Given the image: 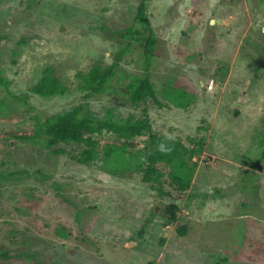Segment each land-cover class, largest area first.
Wrapping results in <instances>:
<instances>
[{"label":"rangeland","instance_id":"374dc122","mask_svg":"<svg viewBox=\"0 0 264 264\" xmlns=\"http://www.w3.org/2000/svg\"><path fill=\"white\" fill-rule=\"evenodd\" d=\"M142 2L0 0V78L7 84L0 83V174L16 172L0 180V244L18 254L41 250L44 264H264V185L256 187L264 178V0L146 2L157 38L150 78L158 98L167 104L161 95L167 86L194 101L187 110L152 107L154 131L186 145L206 137L177 221L168 219L169 200L137 174L111 176L101 162L89 167L74 154L55 157L40 142L42 132L30 142L10 138L32 136L46 117L84 102L76 73L113 64L120 44L130 41L118 34L139 26ZM134 43L111 82L115 93L88 100L100 118L113 107L121 117L135 112L127 86L129 77L143 76L145 56L141 41ZM50 65L70 92L20 103L17 97ZM114 138L105 134L102 143ZM146 139L137 140L138 148ZM28 187L31 199L22 190ZM58 193L81 212L62 204ZM181 225L189 227L185 236L177 232Z\"/></svg>","mask_w":264,"mask_h":264},{"label":"trees","instance_id":"16d2710c","mask_svg":"<svg viewBox=\"0 0 264 264\" xmlns=\"http://www.w3.org/2000/svg\"><path fill=\"white\" fill-rule=\"evenodd\" d=\"M146 2L148 0H143L137 9L135 23H138L139 26L133 25L120 34L114 33L118 34L121 39H130V41L120 44L119 50L114 55L113 64L95 63L86 71L76 73L75 87L83 94L84 102L68 111L46 117L42 126L36 128L35 134L32 136L12 135L10 138L15 141L30 142L42 132L45 137L40 139V142L44 140V147L55 157L74 154V160L79 165L90 167L101 162L104 172L111 176L122 178L133 177L135 174L141 176L143 183L149 184L161 198L169 200L166 212L170 216L168 219L174 222L178 219L180 203L187 199L188 191L192 188L200 165V158L204 153L203 146L206 137L190 139L191 142L186 145L178 138L154 131V124L150 116L152 107L173 105L175 108L187 110L194 104V101L188 99V92H180L179 89L165 90L167 86H164L161 92L167 104H163L158 98L150 78L157 38L147 15ZM99 29L108 30L101 26ZM139 41H141L140 46L144 49V74L143 76L129 77L131 82L127 86L129 102L135 112L121 117L116 115V108L113 107L108 109L103 117L96 116L95 112L88 108V100L107 92L115 93L111 82L118 78L119 67L126 53L135 45L134 42ZM0 83L3 86L7 85L2 78H0ZM69 92L70 87L63 81L56 68L50 65L43 70L40 80L29 89V93L17 97V99L20 103L26 104L32 95L51 99L66 96ZM205 129L201 128L200 130ZM105 134L114 135L113 142L109 141L103 144L102 139ZM146 136L145 146L138 148L137 140ZM22 172L29 174L27 170ZM15 173L7 172L5 175L1 173L0 180H8ZM37 174L47 181H53L54 184H52L57 190L61 189L58 179H55L53 175L47 176L40 170L37 171ZM256 183V187L260 183L264 185V178L257 180ZM22 190L26 196L29 194L28 198L30 196L32 198V188L28 187ZM57 195L62 204H67L76 212H81V209L71 199L62 193ZM251 203L252 201L247 205ZM77 217L79 219L76 220L80 222L79 214ZM188 229V225H181L177 232L181 236H185L188 234ZM57 234L61 237L65 235L61 229L57 231ZM21 250L22 252L18 254L11 247L0 244V264L8 263L14 259L33 260L36 264L45 263V255L41 250L29 251L26 248L24 250L21 248ZM227 260L223 259V262H227Z\"/></svg>","mask_w":264,"mask_h":264}]
</instances>
